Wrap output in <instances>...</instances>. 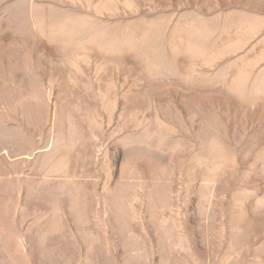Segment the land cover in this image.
Segmentation results:
<instances>
[{
  "label": "rangeland",
  "instance_id": "374dc122",
  "mask_svg": "<svg viewBox=\"0 0 264 264\" xmlns=\"http://www.w3.org/2000/svg\"><path fill=\"white\" fill-rule=\"evenodd\" d=\"M0 264H264V0H0Z\"/></svg>",
  "mask_w": 264,
  "mask_h": 264
}]
</instances>
